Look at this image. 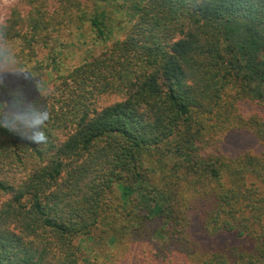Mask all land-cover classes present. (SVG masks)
<instances>
[{
    "label": "trees",
    "instance_id": "1",
    "mask_svg": "<svg viewBox=\"0 0 264 264\" xmlns=\"http://www.w3.org/2000/svg\"><path fill=\"white\" fill-rule=\"evenodd\" d=\"M98 1L7 5L0 73L70 24L105 36ZM131 15L123 39L0 111V264H86L80 237L122 241L119 264H264V0H133ZM232 131L262 151L225 152ZM222 233L246 242L196 237Z\"/></svg>",
    "mask_w": 264,
    "mask_h": 264
},
{
    "label": "rangeland",
    "instance_id": "2",
    "mask_svg": "<svg viewBox=\"0 0 264 264\" xmlns=\"http://www.w3.org/2000/svg\"><path fill=\"white\" fill-rule=\"evenodd\" d=\"M15 0H2L0 2V21L4 17L5 7ZM143 3L145 0H136ZM133 0H106L98 1L109 15V31L100 37L91 26L90 21L83 25L70 24L60 31H54V37L48 47H38L37 57L28 62L23 68L15 66V59L8 58L4 64L0 81V111L7 110L20 113L34 98L50 90L59 74H66L75 66L99 54L116 39H123L134 22L132 17ZM90 12L94 11L95 4L89 3ZM12 53L19 50V45L11 44ZM223 150L225 152L250 149L255 153L262 151V145L255 136L245 131L226 132L221 135ZM206 249H216L225 244H244V238L233 233H222L215 237L196 236ZM79 252L83 255L86 264H119L118 260L123 254L122 241L114 243L112 240L101 243L91 238L77 239ZM126 257V256H125ZM124 264H132V259L126 257Z\"/></svg>",
    "mask_w": 264,
    "mask_h": 264
},
{
    "label": "clouds",
    "instance_id": "3",
    "mask_svg": "<svg viewBox=\"0 0 264 264\" xmlns=\"http://www.w3.org/2000/svg\"><path fill=\"white\" fill-rule=\"evenodd\" d=\"M0 2H2V0H0Z\"/></svg>",
    "mask_w": 264,
    "mask_h": 264
}]
</instances>
